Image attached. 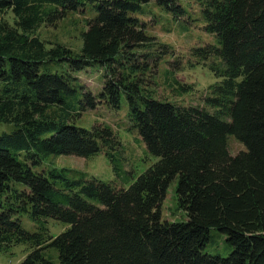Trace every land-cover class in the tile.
Listing matches in <instances>:
<instances>
[{"label": "trees", "instance_id": "1", "mask_svg": "<svg viewBox=\"0 0 264 264\" xmlns=\"http://www.w3.org/2000/svg\"><path fill=\"white\" fill-rule=\"evenodd\" d=\"M191 3L0 0V124L9 127L0 128V254L23 244L19 264H264V0ZM79 10L78 52L38 37ZM149 16L167 32L208 38L190 51L214 82L200 105L154 97L145 77L154 56L137 61L155 47L143 27ZM93 66L103 70L97 95L76 77ZM174 84L176 98L191 92ZM99 106L125 108V133L150 162L142 173L126 169L127 148L112 128L74 123ZM229 137L245 151L231 156ZM98 155L110 164L109 182L49 163ZM171 184L181 221L161 218ZM47 220L66 228L54 237ZM212 232L228 256L207 253Z\"/></svg>", "mask_w": 264, "mask_h": 264}, {"label": "rangeland", "instance_id": "2", "mask_svg": "<svg viewBox=\"0 0 264 264\" xmlns=\"http://www.w3.org/2000/svg\"><path fill=\"white\" fill-rule=\"evenodd\" d=\"M186 2L192 5L191 0H186ZM77 12L76 14H67L63 19L56 21L52 25L42 26L37 32L38 37L48 44L59 43L74 52H78L82 46L81 34L86 31V25L84 22L85 16L79 14L81 10ZM7 16L10 15L8 14ZM95 16L96 13H92L90 18H94ZM8 20H11V17ZM162 22L158 23L154 21L152 16L146 18L143 27L145 28L146 35L152 38L150 44L155 47L149 50L146 47L142 48L137 61H140L142 53H152L155 57L146 60L151 66V71L145 76L149 81V88L155 92V98L161 101H183L184 104L198 106L205 96L206 89L214 82L209 72L196 64L190 51L193 47L201 45V40L207 41L208 38L198 32H190L188 34L176 31L167 32V30L163 29ZM174 25L177 27V23H174ZM166 52L169 56L163 61ZM165 73H168V80L164 77ZM102 75L103 70L100 67L93 66L77 74L76 77L86 92L97 95L103 87ZM167 82L171 83V86L174 88L177 87L174 82L184 84L190 88L191 92L183 98H176L170 87H167ZM125 116L126 110L124 107L117 111L99 106L94 111L83 113L74 120V123L88 129L95 124L112 128L127 148L128 163L126 169L129 171L132 164L136 166V170L138 169L136 173L140 174L149 166L150 162H143L145 158L143 145L138 141L135 142L133 137L125 133ZM0 128L4 131L9 130V127L4 124H0ZM227 144L231 156L245 151L243 145L234 137H229ZM49 163L58 169L86 172L89 176H94L103 181L109 182L113 179L110 164L102 155L90 159L59 156L57 158H50ZM174 188V184L169 186L162 203L160 211L163 221H181L185 218V214L176 207ZM23 226L27 230H35L33 225L26 219L23 220ZM47 227L54 237L66 228L62 224L52 220H47ZM211 236L207 253L220 257L228 256L230 248L224 244V238L215 232H212ZM26 247V245L21 244L12 247L8 253L0 254V264H19L26 257ZM49 254L54 256V252L52 251H49Z\"/></svg>", "mask_w": 264, "mask_h": 264}]
</instances>
